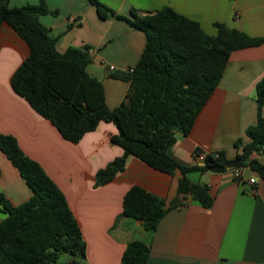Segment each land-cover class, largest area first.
<instances>
[{"label": "crops", "instance_id": "0c3cea01", "mask_svg": "<svg viewBox=\"0 0 264 264\" xmlns=\"http://www.w3.org/2000/svg\"><path fill=\"white\" fill-rule=\"evenodd\" d=\"M39 0H8L11 7ZM49 11L39 22L55 37L58 52L68 47L88 48L86 71L103 85L105 103L117 106L127 82L115 77L133 67L143 49L144 33L122 19L101 18L88 0H44ZM116 13L131 8L140 15L169 6L199 22L208 34H216L215 22L251 37H264V0H98ZM29 47L7 22L0 24V134L12 135L22 152L35 160L63 193L85 241V256L77 264H121L126 243L141 239L149 244L145 264H264V181L245 165L239 167L244 182L235 180L233 169L223 172L193 170V183L207 186L213 197L209 207L177 193L179 171L162 172L132 155L122 171L96 185V171L123 149L110 137L117 132L112 122L96 127L72 143L13 91L11 76L28 56ZM109 66H113L110 69ZM264 80V42L230 53L219 82L197 114L191 130L176 132L171 148L183 165H201L199 154L223 151L229 159L250 139L246 129L255 124L256 84ZM264 116V103L261 107ZM238 142L239 146H235ZM248 159L264 164V142ZM255 178L249 184L246 179ZM131 186H139L165 200L182 205L169 207L154 231H145L139 220L121 216V201ZM0 193L13 205L31 195L17 168L0 151ZM5 213L0 210V220ZM72 257L65 258V264Z\"/></svg>", "mask_w": 264, "mask_h": 264}, {"label": "trees", "instance_id": "16d2710c", "mask_svg": "<svg viewBox=\"0 0 264 264\" xmlns=\"http://www.w3.org/2000/svg\"><path fill=\"white\" fill-rule=\"evenodd\" d=\"M88 1L99 17L122 19L145 36L132 71L115 76L127 82V90L113 108L105 103L101 81L86 71L88 48L56 50V38L50 37L38 20L42 14L55 13L44 0L16 7L0 0V24L11 25L29 47L28 56L11 76L13 91L49 120L62 138L76 143L100 120L115 125L117 132L110 139L123 153L96 171L95 184L106 183L122 171L128 155L167 174L179 171L177 193L189 194L203 207H209L213 197L206 185L188 179L189 171L220 173L247 165L264 181V164L248 159L264 142V80L256 84V122L246 129L250 141L234 158H227L223 151L208 152L203 154V164L186 166L171 154L176 132L189 133L217 86L230 53L260 45L264 37H251L219 22L214 23L216 34L211 35L199 22L169 6L143 15L131 8L122 15L98 0ZM0 151L31 190V195L16 205L0 193V210L5 213L0 220V264H55L63 253L77 264L85 256V241L63 193L42 167L22 152L12 135L0 134ZM194 153L198 155L199 150ZM181 203L175 199L168 206ZM168 206L163 198L131 186L122 197L121 216L139 220L145 231L152 232ZM148 253L146 241L131 239L120 263L145 264Z\"/></svg>", "mask_w": 264, "mask_h": 264}, {"label": "built area", "instance_id": "2783aa9c", "mask_svg": "<svg viewBox=\"0 0 264 264\" xmlns=\"http://www.w3.org/2000/svg\"><path fill=\"white\" fill-rule=\"evenodd\" d=\"M109 68L113 69V66H109ZM125 71L131 72L132 67L125 69ZM196 156L199 160H202V158H203V154H198ZM232 169H233V172H232L233 178L239 182H244V179L242 177V174H241V171L239 170V168H232ZM246 182L249 184H253V183H255V178L253 176L249 177L246 179Z\"/></svg>", "mask_w": 264, "mask_h": 264}, {"label": "rangeland", "instance_id": "374dc122", "mask_svg": "<svg viewBox=\"0 0 264 264\" xmlns=\"http://www.w3.org/2000/svg\"><path fill=\"white\" fill-rule=\"evenodd\" d=\"M70 257L69 254L63 253L59 256V258L57 259V261L55 262V264H65V258Z\"/></svg>", "mask_w": 264, "mask_h": 264}, {"label": "water", "instance_id": "95a60500", "mask_svg": "<svg viewBox=\"0 0 264 264\" xmlns=\"http://www.w3.org/2000/svg\"><path fill=\"white\" fill-rule=\"evenodd\" d=\"M201 164H203V163L201 162Z\"/></svg>", "mask_w": 264, "mask_h": 264}]
</instances>
